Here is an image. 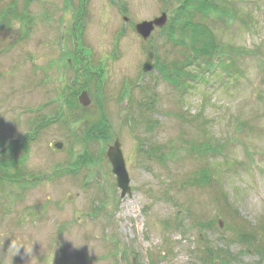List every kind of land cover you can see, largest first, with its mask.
<instances>
[{
	"label": "rangeland",
	"instance_id": "1",
	"mask_svg": "<svg viewBox=\"0 0 264 264\" xmlns=\"http://www.w3.org/2000/svg\"><path fill=\"white\" fill-rule=\"evenodd\" d=\"M184 2L93 0L80 29L62 0H0V14L17 11L0 31V147L38 132L0 180L2 264H202L208 245L227 247L231 264H264L235 241L240 230L264 241V0H235L237 18L224 23L194 18L230 47L227 72L210 70L209 57L188 67L191 47L169 39ZM163 13L153 39L134 30ZM151 47L155 67L144 73ZM173 64L203 80L178 89L161 71ZM105 121L109 137H89ZM116 138L131 198L107 158ZM203 170L212 178L199 183ZM13 241L23 245L14 256Z\"/></svg>",
	"mask_w": 264,
	"mask_h": 264
},
{
	"label": "trees",
	"instance_id": "2",
	"mask_svg": "<svg viewBox=\"0 0 264 264\" xmlns=\"http://www.w3.org/2000/svg\"><path fill=\"white\" fill-rule=\"evenodd\" d=\"M235 0H185L184 3L180 6V8L176 11V15L172 18L169 25H167L166 30L168 29V37L175 44L181 45L183 48L191 47L193 51L192 55H189L187 66L190 67L192 62H196L199 57H209L210 59L207 61V65L210 68L213 64V60L215 57H219L218 59L228 56V62L222 64L224 66L225 71H228L234 62L233 57H230L229 48L225 44L218 41L214 31L203 21L206 20L209 16L213 19L216 18L224 23L226 17H230L231 20H235L237 18V8L233 6ZM227 5V6H226ZM16 11L15 8L8 10L7 13L0 14V31L7 29V24L10 20L8 15L12 12ZM21 15V14H19ZM197 16L201 20L194 21V18ZM18 18V17H17ZM3 21V23H2ZM178 23L181 26H178ZM177 37V38H176ZM190 50V49H189ZM234 53H238V50L234 48L232 50ZM235 55V54H234ZM84 71L88 76H91V72L87 71L85 67ZM185 68L181 64L177 65L173 64L171 67L164 66L162 68V74L169 82H174V85L178 88H181L183 85L182 78L185 76L194 77L192 75H185ZM173 72L177 74V80L175 78L172 79ZM78 76V71H77ZM97 79H100L97 76ZM98 81V80H97ZM77 80L73 81L72 89L70 86L68 87L70 97L66 101V105L69 107H73L76 105V92L78 88H76ZM64 118V116H62ZM60 119V117H58ZM66 118V117H65ZM57 119V118H56ZM111 132V125L109 122L105 121L104 125L99 130H91L89 133V137H97L100 139H107ZM38 136V132L36 129L34 132H30L28 135L19 141L12 142L5 151L2 153V157H0V174L3 177L9 178L7 172L18 165H21V161L19 157H17V151L27 150V145L34 141ZM148 153V152H146ZM151 158H154L152 152L147 154ZM160 161H163V156L157 158ZM204 172L197 175V180L199 183L208 182L211 177H209V171L203 170ZM214 172V171H213ZM217 173V172H216ZM214 172V174H216ZM18 175L17 177H19ZM3 179V178H0ZM196 180V182H197ZM208 228L212 227V225L207 224ZM235 241L242 242L243 244H247V249L245 252H249L251 250L253 253L260 255L261 259L264 260V241L256 240V236L252 233L240 231V233L235 237ZM235 259V257L230 254L228 248L226 247L221 249H215L214 247L207 246L205 249V256L201 260L202 264H215L216 262L219 264H231V262Z\"/></svg>",
	"mask_w": 264,
	"mask_h": 264
},
{
	"label": "water",
	"instance_id": "3",
	"mask_svg": "<svg viewBox=\"0 0 264 264\" xmlns=\"http://www.w3.org/2000/svg\"><path fill=\"white\" fill-rule=\"evenodd\" d=\"M168 17L164 13L160 18L155 19L154 21L150 22H142L136 25V31L138 34L144 39L148 40L151 38L152 33L154 32L156 27H164L167 24ZM155 55L154 52L151 51L149 53L148 59L144 65V72L148 73L151 72L154 67ZM79 101L83 106H88L91 103V100L87 94V92H83L80 97ZM55 147L61 148L62 145H56ZM122 145L119 139H117L113 146L109 147L107 152V157L112 165L113 173L116 176L117 185L121 189V197L129 196L132 197V187H131V180L126 168V162L124 159V155L122 152ZM2 264V262H0ZM133 264H137L135 261Z\"/></svg>",
	"mask_w": 264,
	"mask_h": 264
},
{
	"label": "flooded vegetation",
	"instance_id": "4",
	"mask_svg": "<svg viewBox=\"0 0 264 264\" xmlns=\"http://www.w3.org/2000/svg\"><path fill=\"white\" fill-rule=\"evenodd\" d=\"M93 0H63V2H66V5L70 8L72 7L75 11L77 10L78 17L76 18L77 20L80 19L77 22V25L79 27H85L86 26V21L83 19L84 14L86 13L88 7L91 5V2ZM113 1V0H112ZM111 4V0H109ZM129 6V5H128ZM80 14V15H79ZM80 17V18H79ZM88 19H91V14L88 13ZM129 22V20L127 21Z\"/></svg>",
	"mask_w": 264,
	"mask_h": 264
},
{
	"label": "clouds",
	"instance_id": "5",
	"mask_svg": "<svg viewBox=\"0 0 264 264\" xmlns=\"http://www.w3.org/2000/svg\"><path fill=\"white\" fill-rule=\"evenodd\" d=\"M260 214V213H258ZM23 246L22 244L16 242V241H13L11 243V246L9 248V251L12 253V256H14L15 254H17L18 250L20 249V247Z\"/></svg>",
	"mask_w": 264,
	"mask_h": 264
}]
</instances>
